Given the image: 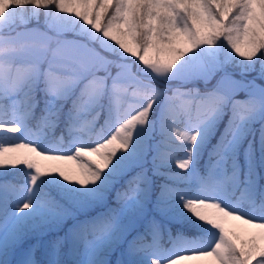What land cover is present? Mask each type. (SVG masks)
I'll return each instance as SVG.
<instances>
[{
  "label": "snow or ice",
  "instance_id": "6c2138e0",
  "mask_svg": "<svg viewBox=\"0 0 264 264\" xmlns=\"http://www.w3.org/2000/svg\"><path fill=\"white\" fill-rule=\"evenodd\" d=\"M233 64L243 71L258 64L264 81V0H0V97L11 101L0 105V130L32 135L28 123L39 108L42 129L63 117L79 145L59 154L38 138L0 143L3 175L18 169L26 177L19 187L0 185V264H264V83L236 79ZM199 82L203 91L188 87ZM100 114L105 126L94 142L82 143L79 133H92ZM85 116L91 119L82 123ZM257 123L259 156L249 139L242 172L239 147L255 137ZM205 149L201 175L196 165ZM64 160L76 168L49 163ZM153 177L163 181L155 191ZM193 177L200 194L186 199L180 184ZM109 196L115 206L63 235L42 246L21 243L42 224L71 217L69 204L106 203ZM177 197L215 230L212 243L169 233L165 247L163 218ZM232 221L246 227H227Z\"/></svg>",
  "mask_w": 264,
  "mask_h": 264
},
{
  "label": "trees",
  "instance_id": "16d2710c",
  "mask_svg": "<svg viewBox=\"0 0 264 264\" xmlns=\"http://www.w3.org/2000/svg\"><path fill=\"white\" fill-rule=\"evenodd\" d=\"M41 10H42L41 11V13H42L44 10L43 9H41ZM43 19H44V17H43V15H41L39 17V21L42 22ZM36 22H37V20L33 19L32 23H36ZM69 34H71V33H69ZM242 63L247 64V62H242ZM258 68H259V65L257 64L256 69L250 70V71H243L241 66L238 64L230 65V71H232L233 74L238 76L240 79L247 81V80H251L253 78H257V83H264V81H261L258 78ZM188 87L199 88L201 91L204 90L203 82H199L196 84H189ZM239 96H240V98H243L245 96V93L242 91L239 94ZM34 115H35V119H31L29 121V123L34 125V126H37L39 124L38 120H39L40 115H41L39 108L36 109ZM104 120H105V114H100L99 116L96 117L95 124L93 125L92 133H88V132H84V133L89 134L92 137L95 136L97 131L101 130L105 126ZM226 123H227L226 118L222 119L218 122V124L216 125V128H215V132L209 138L208 148H210L211 145H214L215 143L218 142L221 134L224 131ZM254 128L256 129V135H255V137L251 136V138L254 141V143L257 145V155L259 156V144H258L259 134H260L259 133V128H260L259 123L255 124ZM68 134L69 133L67 131V128L65 127V124L63 122V117L61 118V122L54 129H52L51 131H47V137L50 140L61 141L63 139L62 141L64 143H67ZM0 135L10 136V133L5 132V133H2ZM245 139L240 144L239 155H238V158H239L240 163L242 165L244 164V146H245L244 141H245ZM206 160H207V149H205L203 155L201 156V159L197 163V167L199 168L200 172L203 175L205 173V162H206ZM173 167H175V166L173 165ZM173 170H176V169L173 168ZM260 173H261V175H260V179H259V184L261 186H264V169H260ZM8 174H9V176L5 177L3 175V170H0V181L4 180V181H7L9 184H11L12 180L21 181V180H24V177H25L24 171L18 170V169L9 170ZM130 174L131 173H126L123 176L117 177L114 180L113 187L114 188L121 187L124 183L123 178L126 177V179H127ZM161 180L162 179H157L156 177H153V191H155L158 188V185H159V183H161ZM1 183L2 182H0V184ZM184 183H187V181L184 180L181 182V184H184ZM187 188H189V186ZM10 202H11V199L9 198V203ZM83 205H84V208L82 211H77V214L75 212H72L73 215L63 222L52 221L48 224H42L35 231H29V233L21 240V243L25 246L29 242L37 239L36 245L42 246L41 240L46 238L50 241L52 238H55L57 235H59V233L61 231H63L65 229L66 223L73 221L77 217H80V219L77 221V223H79L85 219H91L97 213L99 214L102 211H106L107 206H115L113 204L110 196L108 197L106 203L103 201H98V202H94V203H85ZM69 206L72 208H76V209L78 208V206L74 205V204H69ZM246 206H247V208H249L248 205H246ZM179 209L182 210V213H180L179 217L172 218L169 216H165L163 218V226H164V233L162 235L163 242L166 243L169 240V233H171V235L172 234H175V235L181 234V235H185V236H190L191 234H196V235H199L201 238L206 237V235H207L206 226L201 225V222L196 220L190 213H188L186 210H184L183 205H180ZM228 227L233 228L237 231H240L239 228H237L234 225H230ZM117 242L121 246H123V244H124V242L120 241V240H118ZM113 258L114 259L120 258L119 257V251H117L114 254ZM144 264H148V261L146 259L144 260Z\"/></svg>",
  "mask_w": 264,
  "mask_h": 264
},
{
  "label": "rangeland",
  "instance_id": "374dc122",
  "mask_svg": "<svg viewBox=\"0 0 264 264\" xmlns=\"http://www.w3.org/2000/svg\"><path fill=\"white\" fill-rule=\"evenodd\" d=\"M38 11L41 12L42 10L40 9ZM36 23L29 24V27H34L36 25ZM65 38L72 39L73 36L67 35ZM233 75H234V77L236 79L242 80L238 76H236L235 74H233ZM10 103H11L10 100H6L3 97H0V105L10 104ZM85 119H91V117L85 116V117L82 118L81 122L83 123V121ZM28 126L31 129L32 135L27 136V137L25 136L24 133H17V134H11L10 133V136H8V135H0V143L10 144V143L18 142L20 139L36 140L38 138L39 143H40V145L42 147H55V148L58 149L59 154H73L74 153V148L76 146H79V145H75V144L72 143V138L69 135L67 137V143H63L62 141L59 142V141L49 140L47 138V135H46V130L42 129L40 125L37 128H35L34 126H32V125H30L28 123ZM2 133H5V131L0 130V134H2ZM79 136L81 138V142L82 143H92L96 139V137L91 139V137H89L84 132L79 133ZM249 139H252L251 135H249V137L247 136L245 141H244V145H245L244 146V150L248 147V142L247 141ZM177 143H179V141ZM49 163L57 164L60 167L64 168L66 171H71L72 169L76 168V162L75 161L64 160V161H54V162H49ZM145 167H148L149 174H151V157L150 156H148L146 158ZM244 167H245V164L244 165L241 164L242 172H243ZM173 168H175V167H173ZM196 169L199 172L197 166H196ZM173 171H175V170H173ZM25 180H26V177H24V180H21V181L12 180L11 181L12 182L11 185L16 186V187L22 186L25 183ZM125 180H126V177L123 178V181H125ZM187 181L190 182L189 186H191V189H187V188H185V185L180 184L181 194L186 199L198 198L199 194H200L199 181L195 177H193L192 179H187ZM0 182H2L0 184V185H2L3 182H5V181L1 180ZM161 182H163V181L161 180ZM152 190H153V185H152ZM9 197L13 198V201H14V196H13V194L11 192L9 193ZM3 199H4L3 192L0 191V214H2V212H3ZM231 200L232 201H237V199L234 196L231 197ZM178 203H180V200H179L178 197L174 201L170 202V207H169L167 216H170L172 218L179 217L180 213H182V210L179 209L180 204H178ZM13 206H14V203L9 204V210H11V207H13ZM68 207L70 208L71 212H75L77 214V211H82L83 210L84 205L83 204L79 205L77 209L76 208H72L69 205H68ZM240 210L243 213H245V214H247L250 211L249 209H247L245 207V205H240ZM97 215H98V213L95 216H97ZM79 219H80V217H77L73 221H70L69 223H66L65 224V229L63 231H61L59 233V235H63V233L66 232L69 228H71L74 224H76ZM230 225L236 226L237 228H239V230L241 232H242V229L246 227V226L242 225L241 222H239V221H232L226 226L228 227ZM215 237H216L215 230L209 229L208 230V235H207V237L204 240H201L200 237H198L197 235H193V237L190 238V241L189 240L188 241L189 242H196V243H199V244H201L203 246H207V245H209L210 243H212L214 241ZM181 238H183V237H181ZM89 239H91V237H89ZM48 241L49 240L45 238V239L42 240L41 244L44 245ZM36 242H37V239L29 242L28 244L25 245V247L36 245ZM165 247H166V245H165ZM182 264H207V262L204 261V260L190 259V260L183 261Z\"/></svg>",
  "mask_w": 264,
  "mask_h": 264
}]
</instances>
